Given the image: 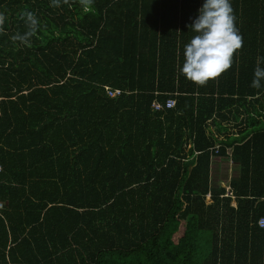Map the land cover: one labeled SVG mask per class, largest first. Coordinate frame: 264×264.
Segmentation results:
<instances>
[{
  "label": "trees",
  "instance_id": "1",
  "mask_svg": "<svg viewBox=\"0 0 264 264\" xmlns=\"http://www.w3.org/2000/svg\"><path fill=\"white\" fill-rule=\"evenodd\" d=\"M203 2L0 0V264H264V0H230L243 47L197 86L179 69ZM26 12L31 47L10 40Z\"/></svg>",
  "mask_w": 264,
  "mask_h": 264
},
{
  "label": "clouds",
  "instance_id": "2",
  "mask_svg": "<svg viewBox=\"0 0 264 264\" xmlns=\"http://www.w3.org/2000/svg\"><path fill=\"white\" fill-rule=\"evenodd\" d=\"M65 4L69 0H63ZM83 7L92 10L94 0H80ZM61 0H51L52 7H59ZM5 15L0 13V34L4 30ZM27 30L10 36L13 44L31 47V40L41 28L40 21L31 13L23 14ZM193 33L184 45V62L179 71L188 81L197 86H205L227 72L234 62V56L243 47V38L235 26V16L230 0H204L198 15L187 25ZM264 57L256 58L251 87L261 88L264 81Z\"/></svg>",
  "mask_w": 264,
  "mask_h": 264
},
{
  "label": "rangeland",
  "instance_id": "3",
  "mask_svg": "<svg viewBox=\"0 0 264 264\" xmlns=\"http://www.w3.org/2000/svg\"><path fill=\"white\" fill-rule=\"evenodd\" d=\"M238 174L239 168L231 159H214L211 172V182L213 185L219 183L222 186L225 182H229L230 179L238 177Z\"/></svg>",
  "mask_w": 264,
  "mask_h": 264
},
{
  "label": "built area",
  "instance_id": "4",
  "mask_svg": "<svg viewBox=\"0 0 264 264\" xmlns=\"http://www.w3.org/2000/svg\"><path fill=\"white\" fill-rule=\"evenodd\" d=\"M105 91L107 93V95L110 97V98H115V97H118V96H121L124 92L120 89H112L108 86H105ZM176 107V100L174 99H170V100H167L166 103H165V106H163L161 103L155 101L153 103V109L154 111H161L162 109H172V108H175ZM218 149H219V146L216 147V153H218ZM228 155L231 156V151H228ZM2 168L0 166V172H1ZM231 179L229 180V182H225L224 185H222V187H225L226 190H227V195L226 196H231L232 195V191H231V187L229 185ZM210 196V195H209ZM235 205V204H234ZM4 208V203L0 201V214H1V211L3 210ZM258 225L261 227V228H264V218H261L259 221H258Z\"/></svg>",
  "mask_w": 264,
  "mask_h": 264
},
{
  "label": "crops",
  "instance_id": "5",
  "mask_svg": "<svg viewBox=\"0 0 264 264\" xmlns=\"http://www.w3.org/2000/svg\"><path fill=\"white\" fill-rule=\"evenodd\" d=\"M229 151H231V150H229ZM217 159V158H216ZM213 164H214V160H213ZM213 164H212V168H213Z\"/></svg>",
  "mask_w": 264,
  "mask_h": 264
}]
</instances>
